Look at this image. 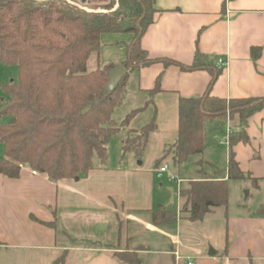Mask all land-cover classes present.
I'll list each match as a JSON object with an SVG mask.
<instances>
[{
  "label": "crops",
  "instance_id": "1",
  "mask_svg": "<svg viewBox=\"0 0 264 264\" xmlns=\"http://www.w3.org/2000/svg\"><path fill=\"white\" fill-rule=\"evenodd\" d=\"M70 1L92 10L115 8V0ZM155 8L140 46L157 62L127 69L125 96L113 118L121 125L136 114L111 138L107 162L95 155L93 170L79 180L54 182L27 165L16 179L0 175V264H55L65 253L66 264H125L115 253L126 250L137 251L142 264H264V218L253 216L262 203L247 210L216 208L197 222L180 218L175 225H156L152 219L154 211L167 209L163 184L156 194L164 177L158 170L174 165L164 153L178 139L180 100L207 94L223 100L264 98V0H156ZM100 40L99 55L90 58L94 70L127 62L133 34L106 33ZM256 48L258 57L252 55ZM197 54L208 67L191 70ZM220 58L227 61L222 70L216 68ZM153 121L156 128L143 155L125 154L130 133ZM205 126V148L216 140L225 164L227 139L245 130L249 141L234 147L236 161L258 180V188L248 178L242 182L264 191V108L245 129L237 116L208 118ZM209 161L215 167L217 162ZM174 176L169 182L176 191L166 190L180 211L183 184L201 178Z\"/></svg>",
  "mask_w": 264,
  "mask_h": 264
},
{
  "label": "trees",
  "instance_id": "2",
  "mask_svg": "<svg viewBox=\"0 0 264 264\" xmlns=\"http://www.w3.org/2000/svg\"><path fill=\"white\" fill-rule=\"evenodd\" d=\"M155 1L116 0L115 8L106 12L80 8L69 0H0V61L19 68L18 81L3 86L8 100L0 116L9 117V122L0 125V144L4 146L0 175L16 179L27 165L54 182L79 180L93 170L95 155L107 162V145L123 125H118L113 115L122 105L128 74L108 92V73L114 66L89 71L88 62L92 55H99L100 38L106 33L134 35L128 60L123 64L126 69L157 62L149 59L140 46L157 12ZM259 54L260 49L252 50L254 57ZM203 67H208L204 56L197 54L189 69ZM263 108L264 98L223 100L209 94L182 98L178 139L164 156H171L175 166L184 165L205 151L206 119L238 115L245 129L249 118ZM135 114L126 117L125 126ZM155 128L153 121L131 132L123 144L124 153L141 157ZM248 141L245 130L231 136L227 170L219 171L209 164L215 168V177L182 187L180 211H154L153 223L175 225L180 218L204 220L214 209L228 206L230 181L248 178L258 188V180L245 175L236 161L234 147ZM197 164L202 168L208 163L200 159ZM253 216L264 218V202ZM115 256L125 264H142L137 251L116 252ZM66 259L67 253L55 264H66Z\"/></svg>",
  "mask_w": 264,
  "mask_h": 264
},
{
  "label": "rangeland",
  "instance_id": "3",
  "mask_svg": "<svg viewBox=\"0 0 264 264\" xmlns=\"http://www.w3.org/2000/svg\"><path fill=\"white\" fill-rule=\"evenodd\" d=\"M70 1V0H69ZM75 5H77L80 8H85L87 10H90L89 6H85L82 4L75 3L71 1ZM116 6V5H115ZM94 58L90 59L88 62V69L89 71H93L95 69L94 67ZM19 78V68L14 66H5L0 61V112L3 109L4 104L8 100V96L6 95L3 86L10 85L13 81L16 83ZM238 120L239 116L236 115ZM235 117V116H234ZM233 117V118H234ZM9 122V117L7 116H0V125L1 124H7ZM123 124V125H122ZM122 127H124V122L122 123ZM208 128H210V125H207ZM223 130L225 132L226 128H220V131ZM216 140H209V148H205V153L201 156H194L191 157L187 163L181 166H175L172 165L169 172L167 174H164L163 178L157 181V191L156 194L160 195V192L158 191L160 189L159 184H163V194H164V203H162L163 206L167 207L168 210L177 211V198L175 197L174 204H171L172 194L168 193L166 190L167 188H174L176 191V184L174 182H169L171 178L174 176V174L181 179H199L204 177H215V172L213 169L209 166V158L214 159L217 163H212L215 165V168L219 171H225L227 169L228 164H225V159L222 151L219 150L220 145L215 144ZM223 149H226L225 146H221ZM4 158V146L0 144V160ZM202 159L204 162H208V164H204L202 168H200L197 164V162ZM200 170L202 171L200 173ZM190 182L184 183L183 188L189 187ZM247 193H249L247 195ZM176 194V193H175ZM169 199L167 200V198ZM229 205L230 209L237 210L238 207H241L243 210H247L252 208L253 206H256L257 204L264 202V191L256 190L250 186H248L247 182L242 181H230L229 182ZM179 212V211H177Z\"/></svg>",
  "mask_w": 264,
  "mask_h": 264
},
{
  "label": "water",
  "instance_id": "4",
  "mask_svg": "<svg viewBox=\"0 0 264 264\" xmlns=\"http://www.w3.org/2000/svg\"><path fill=\"white\" fill-rule=\"evenodd\" d=\"M115 5H116V0H115ZM128 70L124 66H116L112 68L109 73H108V83L106 90L108 92L113 91L119 83L127 76ZM249 193H247L248 195ZM171 203H174V198L172 197ZM210 256H214L215 252L210 249Z\"/></svg>",
  "mask_w": 264,
  "mask_h": 264
},
{
  "label": "built area",
  "instance_id": "5",
  "mask_svg": "<svg viewBox=\"0 0 264 264\" xmlns=\"http://www.w3.org/2000/svg\"><path fill=\"white\" fill-rule=\"evenodd\" d=\"M227 65V61H225L224 59L220 58L218 59L217 61V65H216V68L218 70H222L224 69V67ZM227 142L229 144V138L227 139ZM170 170L169 166L167 164L163 165L159 170H158V174L159 176H162L163 174L165 173H168ZM173 179H176L175 176L172 177ZM189 264H194L193 262H190Z\"/></svg>",
  "mask_w": 264,
  "mask_h": 264
}]
</instances>
